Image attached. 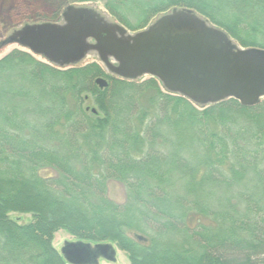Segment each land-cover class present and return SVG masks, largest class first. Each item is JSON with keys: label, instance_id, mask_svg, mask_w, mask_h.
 I'll use <instances>...</instances> for the list:
<instances>
[{"label": "trees", "instance_id": "1", "mask_svg": "<svg viewBox=\"0 0 264 264\" xmlns=\"http://www.w3.org/2000/svg\"><path fill=\"white\" fill-rule=\"evenodd\" d=\"M105 7L133 32L171 9L193 10L264 50V0ZM198 106L155 78L115 77L99 61L59 68L21 49L1 58L0 264H70L53 245L59 230L116 244L131 264H264V99ZM111 180L124 186L123 202L109 197Z\"/></svg>", "mask_w": 264, "mask_h": 264}, {"label": "water", "instance_id": "2", "mask_svg": "<svg viewBox=\"0 0 264 264\" xmlns=\"http://www.w3.org/2000/svg\"><path fill=\"white\" fill-rule=\"evenodd\" d=\"M5 40L59 68L95 58L115 77L155 78L169 93L201 107L229 98L253 106L264 99V50L240 47L226 31L189 9L161 13L132 32L92 4H70L59 22L24 23ZM96 83L108 86L101 77ZM61 253L70 264L116 260L115 247L108 243L67 241Z\"/></svg>", "mask_w": 264, "mask_h": 264}, {"label": "rangeland", "instance_id": "3", "mask_svg": "<svg viewBox=\"0 0 264 264\" xmlns=\"http://www.w3.org/2000/svg\"><path fill=\"white\" fill-rule=\"evenodd\" d=\"M86 4H92L101 11L109 13L105 7V0H97L95 2L91 1ZM62 7L59 0H0V40L6 39L10 35L12 30L23 25L24 23L43 22V21L59 22V20H61L60 18L61 13L65 8ZM57 11H58V15L56 16ZM109 15L111 14L109 13ZM232 39L236 41V43L240 47H243L242 45H240V43L237 40H235L234 38ZM14 49H21L29 52L27 48L22 47L16 42L7 43L0 48V59ZM32 55L38 60L46 61L45 58L40 55H35V54ZM93 61H97V60L95 58H88L83 64ZM148 78L150 77L144 76L138 81H144ZM85 96H87V99L84 102V106L89 108V110H92L93 108L97 110V104L95 102L94 96L91 95L90 93H86ZM198 108L202 109L204 107L198 106ZM43 172L44 174H47L49 170ZM108 195L110 198H112L117 202H123L125 200L126 191L124 186L120 182L111 180L108 183ZM10 216L13 219H17L18 217H20L19 218L20 222L27 223L32 220V216L29 214L12 213L10 214ZM67 241L68 242L77 241V239L68 232H66L65 230H59L54 235L53 245L57 248V250H61V247ZM92 245H96V244H92ZM113 246L115 247L116 250V260L110 261L108 259L102 258L100 259L98 264H131L128 254L123 250H121L120 248H118L116 244H113Z\"/></svg>", "mask_w": 264, "mask_h": 264}]
</instances>
